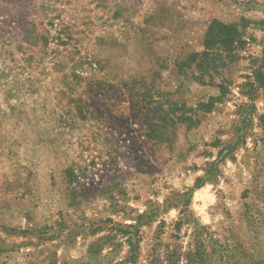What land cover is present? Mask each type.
Wrapping results in <instances>:
<instances>
[{"label":"rangeland","instance_id":"374dc122","mask_svg":"<svg viewBox=\"0 0 264 264\" xmlns=\"http://www.w3.org/2000/svg\"><path fill=\"white\" fill-rule=\"evenodd\" d=\"M0 264H264V0H0Z\"/></svg>","mask_w":264,"mask_h":264}]
</instances>
